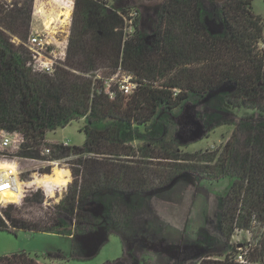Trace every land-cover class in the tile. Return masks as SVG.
<instances>
[{
	"label": "trees",
	"instance_id": "16d2710c",
	"mask_svg": "<svg viewBox=\"0 0 264 264\" xmlns=\"http://www.w3.org/2000/svg\"><path fill=\"white\" fill-rule=\"evenodd\" d=\"M206 1L165 0L150 36L139 29L136 11L130 16L129 10L113 3L108 7L104 0H73L66 63L64 69L57 67L52 76L35 72L27 50L16 48L2 31L24 44L30 32L27 13L23 15L19 5L15 6L16 12L0 7V15L6 13L9 20H0V133L21 135L28 153L49 145L55 157L73 156L74 165L81 167L76 174L78 181L62 200L52 208L45 206L43 221L47 222L31 225L18 216L12 218V211L18 207L8 204L0 208V230L71 236L73 257L83 259L76 225L85 221L89 223L86 231L94 230L90 227L93 219L86 213L90 203L104 205L109 230L114 226L126 229L130 219L123 218L124 212L140 209L134 203L143 199L144 192L164 188L180 174L190 177L189 183L194 185L204 180L199 176L201 167L191 165L192 157L181 153L175 132L176 118L184 105L205 98L207 111L198 116L205 126L229 125L224 119L226 113L243 115L236 124L234 140L238 148L227 144L212 167L216 180L223 176L230 181L225 193L216 196V219L221 223V210L227 208L225 222L229 225L227 230L233 232L245 228L243 225L252 218H264V50L259 49V45H264V19L253 13L252 0H224L214 14L207 9ZM64 8L70 15L69 1ZM211 20L216 21V26L209 23ZM213 27L215 32L211 33L209 28ZM103 70L109 72L101 78L98 72ZM117 72L129 76L136 85L131 93L120 91L114 82L104 90L108 78ZM224 84H235L236 88L215 93ZM81 120L84 125L80 131L85 135L82 146L45 143L48 133ZM134 142L138 143L140 160L170 162L168 166L174 172L167 180L156 181L158 176L147 168H139V163L146 166V162L139 160L128 167L113 160L122 156L133 159L136 152L128 145ZM207 161L212 162L213 158L210 156ZM4 167L15 173L9 165L1 166ZM58 171L65 184H54L55 176L33 182L64 187L67 178ZM16 185L18 193L11 202H18L24 188L18 181ZM175 193L176 190L165 196L173 199L170 197ZM27 199L36 205L43 201L36 194ZM161 222H146L145 227L151 232L147 235H158L155 231L166 229V222ZM43 225L45 228L40 227ZM134 236L139 235L119 237L123 245L122 239ZM261 240L251 254L254 264H264V233ZM125 248L126 242L123 254ZM0 264L41 262L18 252L0 256ZM107 264L129 263L121 258ZM196 264L237 263L232 253L223 257L208 252Z\"/></svg>",
	"mask_w": 264,
	"mask_h": 264
},
{
	"label": "rangeland",
	"instance_id": "374dc122",
	"mask_svg": "<svg viewBox=\"0 0 264 264\" xmlns=\"http://www.w3.org/2000/svg\"><path fill=\"white\" fill-rule=\"evenodd\" d=\"M68 1L71 7L70 15L66 12V8H64V5L68 4ZM115 1L110 0V5L113 3L118 8L129 10L130 16H133V14H135L134 11H136L139 18V29L150 36L153 34L157 25L158 14L165 0ZM223 1L224 0H207L205 5L207 9L214 14L215 10L221 6ZM16 5L21 7L23 15L27 13V16H29L30 32L28 39L22 44L17 37L2 30L5 37L16 48L21 46L27 50L33 70L43 73L35 70L34 60L32 58L33 53L27 45L31 35H43V37L47 39L49 50H53L56 55L55 69L57 67H59V69H64L62 67L63 65L65 66V58L71 40L73 0H0V7L7 8L8 11L13 10V12H16ZM251 7L255 15L264 19V0H252ZM5 14L6 13L0 15V20L7 23L9 20H7ZM67 18L68 21L65 23ZM18 21L20 23L21 19ZM261 48L262 45H259V49ZM108 72V70L99 71L98 75L104 78L108 76ZM53 73L49 76H52ZM118 73L120 74V72H117L111 78H108L104 89L105 91L108 90L110 83L114 82L117 84L115 80L121 77V74L116 76ZM111 79L114 80L111 81ZM189 102L191 104L199 103L197 101ZM195 110L197 111L196 117L198 118V116H203L207 111V107L202 103L201 105H197ZM242 117L243 115L241 112L235 115L233 113H226L224 119L228 120L227 123L229 125L214 128L203 124L205 128H210L207 135L200 141L190 143L184 148L180 147L183 155L188 154L192 157L190 158L191 165L201 167V169H199L201 175L199 176L204 178V180L200 183L196 182V185L193 187H179L176 192L178 191L180 194L185 193V195L181 196L178 194L176 198H173L172 200H176L174 205H168L166 202L164 204L163 201L161 204L156 203V213L155 209L149 206L134 215V222H137L138 228L142 226V222H157L158 225L162 224L161 221L166 222L167 227L164 225L166 229H162V233L153 236V238L150 236H146L144 239L136 237L131 246H129V240H127V238L122 239L124 243L126 242L124 254V243L122 245L117 235H110L105 244L94 256L80 259L73 257L74 247L71 236H59L48 233H28L22 230H0V256L25 252L31 257H37L41 264H107L120 260L121 258L124 260L126 259L129 264H134L136 258L138 260L141 259L139 264H196V256L199 252L203 254L210 252L215 256L220 255L223 257L228 255L233 252L232 248H234L236 240H243L245 236L243 233H237L236 229L233 232L227 230L229 226L225 222L227 221L225 218L229 215L227 208H225V211L221 210V213H223L221 223L219 219H216L218 213L216 196L225 193L230 181L223 176L219 180H216L214 176L216 172L212 170V167L217 159L221 157L227 144H231L233 147L238 148L234 139L237 131L236 124H238ZM83 125L84 122L82 120L75 121L63 129L48 133L45 138V143L55 142L56 144H61L68 141L70 146L80 147L85 141V135L80 131ZM176 127L178 133L176 137L177 143L185 141L186 138L182 136L184 135L183 132H179L181 126L176 124ZM186 128H188V130L194 129L193 125H187ZM11 136H18L17 138L19 139L21 135L13 133ZM137 144V142H134L128 145L136 152V156L133 159H126L122 156L118 158L114 157L113 160H118L120 161L119 165L125 164L128 167H132L133 163L138 164L140 161L146 162V160H140L139 154H137ZM24 147L25 141L23 139V142H15L6 150L0 148V167L2 165H9L12 167L17 174V181L23 184L22 187H24L22 188V193L23 191L24 193H21V197L17 204L0 203V208H5L8 204L15 205L18 208H15L16 211H12L14 212L12 218L18 216L21 220H26L28 224H40V222L43 223L48 221H43L45 206L52 208L62 200L70 191V186L78 181L76 174L79 175L80 172L78 173V171L81 170V167L74 165L73 162L75 159L73 156L59 158V155H57L55 157L49 145L43 144L33 153L25 152ZM42 148H49L50 154L42 157L40 155ZM210 156L213 158L212 162L207 161ZM51 161L54 163L50 164L49 162ZM146 163H148L146 166L145 164L139 163V168H147L150 170L151 174L158 176L156 181L159 178L165 181L167 177L174 172L173 168L168 166L170 162L159 163L153 161ZM55 169L63 171L68 181L66 186L52 187L49 184L33 182L55 176L52 180L54 184H65L66 180L63 178L62 173ZM211 177L213 178L212 180L208 179ZM152 181L155 182L154 180ZM35 194L42 196L43 201L41 205H36L32 203L31 200L25 201L26 198L29 200ZM21 198H23V200ZM2 199L4 198H0V200ZM166 200L169 201L171 199L166 198ZM224 213L226 215L225 217ZM257 221L260 222L262 226L264 225V218L258 217ZM243 226L245 228L249 227L250 222L247 221ZM40 227L43 228L44 225ZM254 231H259V228ZM176 234H180V236ZM255 236L254 234L253 238H255ZM210 238L214 241L213 243L209 240Z\"/></svg>",
	"mask_w": 264,
	"mask_h": 264
},
{
	"label": "built area",
	"instance_id": "2783aa9c",
	"mask_svg": "<svg viewBox=\"0 0 264 264\" xmlns=\"http://www.w3.org/2000/svg\"><path fill=\"white\" fill-rule=\"evenodd\" d=\"M107 2L108 7H110V0H104ZM130 32L129 29H126V31ZM28 47L33 53V60H34V68L36 71L43 72L45 74H52L55 70V64H56V55L54 54L53 50H49V44L47 42V39L43 37L41 34H33L29 38L27 42ZM262 48L264 50V45H262ZM118 73L116 76H119ZM114 79H111L113 81ZM115 82L117 83L119 90L124 92L125 94L131 93L136 85L130 81L129 76H121L120 78L116 79ZM177 91L173 92V96H176ZM0 148L3 150H6L10 148L13 143H21L23 142L22 137L20 136L19 139L18 136H11L7 134H0ZM63 146H70L67 142L61 143ZM50 154L49 148H42L40 151V155L42 157H45ZM50 164H53L54 162H49ZM0 167V194L9 191L13 189L14 184L17 181V174L16 172L13 174H6L5 172H2ZM0 203H17V202H11L6 200H0ZM257 221L256 218H252L250 221V226L247 228H237V233H243L245 236V239L240 240L237 239L235 242L234 250L232 253V259L237 264H254L251 261V254L253 250L260 246L262 234L264 233V225ZM259 228V231H254L255 229ZM256 235L255 238H253V235ZM230 254V253H229Z\"/></svg>",
	"mask_w": 264,
	"mask_h": 264
},
{
	"label": "flooded vegetation",
	"instance_id": "af4514ba",
	"mask_svg": "<svg viewBox=\"0 0 264 264\" xmlns=\"http://www.w3.org/2000/svg\"><path fill=\"white\" fill-rule=\"evenodd\" d=\"M175 142L179 147H183L177 143L176 138H175ZM189 178L190 177L186 176V174H185V176L181 178L180 182H178L176 184H173L170 186L167 185L166 187L160 188V189L156 190L155 192H149V193L144 192L142 195L143 199L141 201H136L134 203V207H138V208L140 207V209H137V210L129 209L127 213L124 212V217L121 214L123 212L119 213V214H121V216L123 218L129 217L128 219H130V225L126 229L114 226L111 230H109L110 224L107 222V220H109V217L104 215V213H105L104 205L102 203H100V204H102V208H98V207H96V205L99 203H96L94 205H92L90 203V206L86 207V213L89 214L90 219H93V222H91L90 227L94 228V230L86 231L87 227L89 226V223L85 222V221L80 222L78 225H76L79 229L76 232L77 233L76 240H77V243L79 244V253H80L81 257L87 258V254H93L94 245L85 246L78 239L79 236H82V235H85L88 233H98V234L101 233V234L106 235L107 237H109L110 235H117L119 237L121 234H128V235H130V234L147 235L148 233L151 234V232H149V229H147L145 227L146 222H142V226L140 225L141 227H139V228L137 227V222H134V215L136 213L144 210V208H146V207L148 208L149 206H150V208L155 209L156 203L161 204L163 201L168 203V204L173 203V205H174L176 200H172V199L169 201L166 200L167 197L165 196V194L168 192L171 193L172 191L177 190L179 187H186V186L193 187L194 184L189 183ZM178 194H180V193H178V191H177L170 198H175L174 196H177ZM180 195L184 196L185 193H182ZM153 203H154V205H153ZM156 212H157V210L155 209V213ZM82 231H85V232H82ZM155 233H161V231H159V232L155 231ZM119 238L121 239V237H119ZM130 238L131 237H127V240H130ZM105 242L106 241H104L102 246L105 244ZM140 260H138L136 258L134 264H137V263L139 264ZM127 263H128V261H127Z\"/></svg>",
	"mask_w": 264,
	"mask_h": 264
},
{
	"label": "water",
	"instance_id": "95a60500",
	"mask_svg": "<svg viewBox=\"0 0 264 264\" xmlns=\"http://www.w3.org/2000/svg\"><path fill=\"white\" fill-rule=\"evenodd\" d=\"M209 23L215 25L216 21L215 20H211ZM216 26V25H215ZM211 33L215 32V28H209ZM236 86L235 84H224L222 85L217 91H215V93L218 92H232L233 90H235ZM207 98H205L202 102H199L197 104H186L183 107L182 112L179 114V116L176 118L177 119V124L178 126H181L179 132H183L186 140L185 141H180L178 144L180 146H187L190 143H194L197 141H200L204 136L207 135V133L209 132L210 128H205V126L203 125L202 121L196 117L197 111L195 110L197 105H200L201 103L205 102ZM187 125H193V130H188ZM178 136V133L176 131L175 134V138ZM185 174H180L178 176H176L175 178H173V180L170 182V185L175 184L179 179H181L182 177H184ZM96 207L98 208H102V204H97ZM146 236H150L153 238V236H155L154 234L152 235H146ZM143 235H139V236H134L131 237L129 240V246L132 245L133 240L136 239V237H140L142 239H144ZM107 236L104 234H98V233H88L82 236H79L78 239L81 241V243L85 246H89V245H94L93 248V254H87V258L94 256L99 249L102 247V244L104 243V241H107ZM196 248V247H195ZM208 253V252H207ZM206 253V254H207ZM205 254H203L202 252H199V254L196 256L197 257V261L202 258ZM197 263V262H196ZM138 264V263H137Z\"/></svg>",
	"mask_w": 264,
	"mask_h": 264
},
{
	"label": "bare ground",
	"instance_id": "6f19581e",
	"mask_svg": "<svg viewBox=\"0 0 264 264\" xmlns=\"http://www.w3.org/2000/svg\"><path fill=\"white\" fill-rule=\"evenodd\" d=\"M65 23H66V21H65ZM1 170H3L2 172H5L6 174H13V171L10 168H5L4 167V168H1ZM17 193H18V186L15 183L14 186H13V189L1 193L0 194V198H4V199H7L9 201H13V200H15Z\"/></svg>",
	"mask_w": 264,
	"mask_h": 264
}]
</instances>
